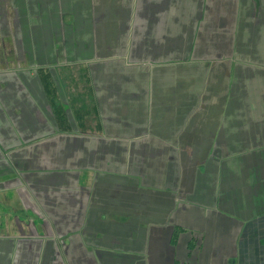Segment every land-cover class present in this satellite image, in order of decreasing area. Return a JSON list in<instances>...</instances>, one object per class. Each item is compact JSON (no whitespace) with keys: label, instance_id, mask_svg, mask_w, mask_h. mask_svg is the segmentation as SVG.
<instances>
[{"label":"crops","instance_id":"1","mask_svg":"<svg viewBox=\"0 0 264 264\" xmlns=\"http://www.w3.org/2000/svg\"><path fill=\"white\" fill-rule=\"evenodd\" d=\"M108 1L94 0L95 8L87 17L81 8H76L72 31L77 33L85 24L88 28L84 30V37L76 34L71 38L68 45L74 56H91L85 60L92 62L103 51L102 57L115 51L113 46L121 45L149 46L154 48V55L168 53L166 47L192 46L193 42L204 46L203 49L198 46L200 54L208 46H245V50L251 49V52H257L260 47L263 64L245 66L244 73L235 71L234 74L244 78L239 85L245 89L249 86L245 80L252 79L247 70L261 69L259 75L264 86V0H141V3L123 0L117 5H109ZM71 4L65 3L66 7ZM6 6L10 17L11 7ZM21 12L26 14L25 10ZM6 43L0 40V48ZM40 47L44 55L50 46L43 41ZM26 49V54L31 56ZM96 49L99 53H95ZM210 51V48L206 50L208 54ZM6 53V50L0 52V62L4 61ZM228 55L237 56L232 51ZM250 58L253 60L251 54ZM192 67L196 71L201 69L199 76L205 78L202 65L192 64ZM109 68L105 74L113 77L117 72ZM131 70L132 73H121L120 78L125 79L122 86L117 76L116 81H103L102 86H85L84 92L90 95L91 103H82L86 106L84 111L69 105L66 127L69 128L67 136L73 137L75 143L88 137L108 148L115 145L112 151L102 147L87 149L85 157L90 160L89 165H93V161H104L105 156L117 159L121 170L107 173V177H117L121 193L131 191L133 194L131 203L123 199V194L115 203L110 198L106 200L107 209L115 210L114 221L130 234L132 264H264V137H234L238 106L251 111L257 108L250 101L237 99L236 89L209 98L216 87L192 91L194 88L183 87V84L178 87L161 84L159 92L164 95L159 97L160 105L158 99L154 105L147 101V96L142 98V92L153 95L157 88L152 87L150 91L142 88L140 71ZM172 70V66H165L157 78H171ZM22 88L25 93V88L19 85V90ZM180 93L192 97L193 103L161 106L160 101L168 102ZM31 105L30 110L25 103L15 104L10 112L13 123L6 117L8 123L15 124L24 135L28 131L23 129L29 126L43 130L40 116L44 118L46 107L38 102ZM172 116L176 121L180 119V124H174ZM194 120L199 122L198 132L191 133L195 137H187ZM249 120L254 127L252 118ZM262 125L264 136V122ZM7 143L8 140L0 139L1 145L7 146ZM174 153L187 161L185 168L176 167L171 155ZM75 154V151L70 154L68 160ZM190 158L195 161L194 165L198 161L197 167H190ZM178 178L180 182L176 181ZM158 194L168 197L170 202L159 203ZM175 195L181 199L177 200ZM0 196L3 197L0 204L4 203L0 208V264H46L44 243L39 247L40 238L29 237L28 231L19 227L23 221L28 223L25 220L28 217L21 216L24 220L15 222L14 207L10 206L12 200L8 198L9 204L5 194ZM15 207L20 212L24 210V207ZM32 223L36 225L35 221ZM85 249L88 253H81V257L96 255V251ZM98 252L102 253L97 254L101 255L98 262L114 264L103 257V249ZM87 259L90 264L94 263L91 257Z\"/></svg>","mask_w":264,"mask_h":264},{"label":"rangeland","instance_id":"2","mask_svg":"<svg viewBox=\"0 0 264 264\" xmlns=\"http://www.w3.org/2000/svg\"><path fill=\"white\" fill-rule=\"evenodd\" d=\"M121 1L123 0H110L108 4H119ZM68 2L72 4L66 7L65 3ZM137 2L141 3V0ZM94 3V0H76V2L75 0H0V40L7 42L0 48V52L3 53L4 50L7 52L4 61L0 62V139L8 140L7 146L0 144V194H5L7 200L8 198L12 200L10 206L14 207L12 217L15 218V222L19 223V219L24 220L21 216L28 217V219L25 218L28 223L23 221L21 225L19 223V227L26 229V232L30 234L29 237L33 239L39 237L41 239L38 240L39 247H42L44 243L46 264H90L87 257H91L94 261L92 264H101L97 261L102 255L98 252L100 249L105 252L103 257L107 262L133 263L132 241L131 237H128L130 234L125 233L121 229L122 226L114 221L116 217L112 216L115 210H108L106 206V200L110 198L115 203L122 194L123 199L131 203L133 194L131 191L121 193V189L117 186V177L114 175L109 179L107 177V173L121 170L116 163L117 159L105 156L104 161L102 159L93 161V165H89L91 162L85 157L87 149L102 147L103 150L105 148L111 150L115 145L108 148V145H100L88 137L80 138L81 140L78 139L75 143L76 140L73 141V137L67 136L69 134V128L66 127L69 125L68 106L78 107L84 111L86 106L82 103L84 101L91 103L90 95L84 92L85 86L98 84L102 86L103 81H116V76L120 78L121 73H132L131 69H134L136 73L138 69L141 74L142 88L145 87L149 91L152 87L157 88L156 94L153 95L142 92V98L147 96V101L151 104L158 99L157 104L160 105L159 97L164 95L159 92L161 84L177 87L183 84V87L194 88L192 91L202 90L206 86L216 87L217 89L214 88L216 93L211 91L209 98L236 89L237 99L243 102L250 101L257 109L243 110V105L238 106L236 119L238 124L234 137H264L262 136L264 86L259 75L261 69L247 70L252 76V79L245 80L249 85L247 89L239 85L244 78L234 74L235 71L244 73L245 66L263 64L260 60V47L256 48L257 52H251V49L246 51L245 46L230 48L229 46H208L205 52L202 50L200 54L199 45L193 42L192 46L166 47L169 49L168 53L154 55L153 47L151 49L149 46L121 45L113 46L112 48L116 50L110 51L111 53L104 57H102L105 54L103 51L101 56H97L90 62L85 59L91 56H74L68 44L76 34L84 37V30L88 28V25L81 22V25L85 24V26L77 33L72 31L76 8H81L84 17H87L94 10ZM6 5L11 7L10 17L7 15ZM21 9L25 10L26 14H22ZM60 10L62 13H59ZM71 12L74 15L70 14ZM43 41L50 46L48 50L50 55L48 51L44 55L40 52ZM25 47L28 48L31 56L26 54ZM203 47V45L199 46L201 49ZM209 48L211 51L208 54L206 50ZM230 49L233 55H237L235 58L228 55L231 52ZM98 50L96 49L95 53H99ZM192 64L198 67L202 65L204 79L199 76L203 71L199 68L196 71ZM165 66L173 67L171 78L168 77L166 80L157 78L164 72ZM108 68L109 71L114 70L111 72L117 73L113 77L106 75ZM182 75L184 78H181ZM106 77H112V79L105 80ZM201 79H203L202 83H200ZM124 84L125 79L120 78L119 85ZM19 85L25 88V93L23 88L19 90ZM35 102L44 104L46 107L44 118L40 116L42 120L40 126L43 130L29 126L28 129H23L28 131L24 135V132L15 124L11 126L6 117L13 123L11 108L15 104L25 103L31 110V104ZM160 102L162 107L169 103L185 106L187 102L193 103V98L180 93L168 99V102L165 99ZM173 118L174 116L170 117V119ZM251 118L255 123L254 127L248 123ZM180 122V119L176 121L174 118V124H180ZM198 124L197 120L192 122L187 137H195L191 133L198 132ZM4 146L6 148H3ZM74 151L76 156L73 155V158L68 160L69 155L74 154ZM171 155L174 156L178 169L185 168L187 161L181 160L180 154ZM194 163L190 158V167H197L198 161L196 160V165ZM105 167L110 169V172H107ZM179 179L176 181L178 182ZM0 198L3 197L0 196ZM156 198L159 203L170 202L168 197L167 199L161 194H158ZM175 198L181 199L179 195H175ZM17 205L24 207V210L20 212L19 208L15 207ZM2 206L4 203L0 204V208ZM34 221L36 225L32 223ZM125 227L130 230L127 224ZM38 233L41 235L39 236ZM87 247L94 253L96 251V255L81 257V253L87 255L88 252L85 249Z\"/></svg>","mask_w":264,"mask_h":264},{"label":"trees","instance_id":"3","mask_svg":"<svg viewBox=\"0 0 264 264\" xmlns=\"http://www.w3.org/2000/svg\"><path fill=\"white\" fill-rule=\"evenodd\" d=\"M58 113H60L59 111H57Z\"/></svg>","mask_w":264,"mask_h":264}]
</instances>
